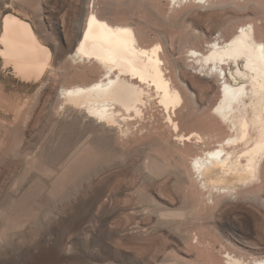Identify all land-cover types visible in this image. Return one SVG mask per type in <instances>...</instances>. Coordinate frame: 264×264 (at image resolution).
<instances>
[{"label":"rangeland","instance_id":"374dc122","mask_svg":"<svg viewBox=\"0 0 264 264\" xmlns=\"http://www.w3.org/2000/svg\"><path fill=\"white\" fill-rule=\"evenodd\" d=\"M256 2L210 0L199 5L187 0L173 7L169 0H0V33L3 18L11 14L37 26L54 63L42 89L35 82L5 81L0 67V98L17 107L26 101L31 113L29 125L15 128L12 113L3 114L0 102V121L12 127L8 130L0 125V264H181L198 260L185 243L184 231L197 226L195 211L201 207V198L199 194L198 201L187 197L194 187L190 173L184 172L177 157L169 156L173 144L146 137L112 151L113 144L107 143L112 133L52 126L53 106L58 104L61 86L76 73L67 65L69 54L93 10L112 24L134 28L145 46L163 45L166 66L185 97L187 111L177 113L176 121L186 132L201 126L206 134L227 136V127L213 112L220 100V83L197 73V66L186 56L191 46L207 54V44L218 32L225 31L229 39L236 27L249 22L255 23L258 36L264 38V8ZM62 72H67L64 82ZM87 72V77L96 79V68ZM152 116L155 119L150 120ZM146 121L159 132L166 131L157 115L150 114ZM208 123L216 132L212 127L209 130ZM87 141L102 147L105 158L96 163L95 170L66 182L58 193L51 192L54 173ZM189 146V150L194 147L190 152L199 154L215 144L201 149ZM164 156L170 157L169 166L162 164ZM105 166L112 171L103 173ZM35 185L44 186L36 195ZM26 196L32 197L24 202V213L16 214L14 203ZM115 199L119 201L116 208L112 207ZM263 215L248 201L222 200L216 209L208 210L210 219L203 217V228L217 237L214 255H219L220 244H227L251 258L264 257Z\"/></svg>","mask_w":264,"mask_h":264},{"label":"bare ground","instance_id":"6f19581e","mask_svg":"<svg viewBox=\"0 0 264 264\" xmlns=\"http://www.w3.org/2000/svg\"><path fill=\"white\" fill-rule=\"evenodd\" d=\"M169 1L176 7L187 0ZM209 1L194 0L199 5ZM256 4L264 8L263 0H257ZM99 14L93 10L87 14L81 38L69 54L70 64L66 61L76 73L74 71L71 78L67 75L69 79L65 78L67 72L61 73L64 77L56 73L62 77V82L66 79L71 85L66 86L64 82L59 90L58 104L53 106L55 114L51 116L52 126L61 130L82 126L93 130L94 134L112 133L107 142L113 144L112 151L143 142L146 137L149 141L163 138L167 145L173 144L168 150L169 156L177 157L184 172L190 173L187 176L194 187L187 192V197L198 201L199 194L201 198L198 201L201 207L195 211L197 226L184 229L185 243L198 260L180 263L264 264V257L251 258L229 249L227 244H220L219 255H214L217 237L203 228V217L208 219V210L216 209L222 200L248 201L264 213V38L258 36L255 23L232 27L229 32L234 29L235 33L229 39L225 31L218 32L207 44V54L191 46L189 56L185 55L191 58V65L197 66V73L220 83V100L213 112L219 123L228 129V135L221 137L219 131L213 135L209 132L210 123L209 130L206 128L209 134H206L207 131L199 129L201 126L186 132L176 121L177 113L185 111V97L166 66L163 45L147 47L134 28L112 24ZM23 20L12 14L2 20L0 67L3 78L35 82L42 89L47 73L53 72V54L43 43L37 26ZM93 68L98 71L96 79L85 75ZM178 78L179 82H184L180 76ZM0 102L3 114L12 113L13 127L29 125L31 113L26 101L20 107L1 98ZM150 114L162 119L161 126L166 131L159 132L148 124L146 117ZM0 125L12 129L4 121H0ZM191 144L201 146L200 149L210 144L215 146L193 154L190 151L194 147L189 150ZM97 147L88 141L81 144L78 153L54 173L50 191L58 193L66 182L93 171L96 163L106 156L102 147ZM170 157L162 158L164 166L170 165ZM111 171L109 166L103 168V173ZM41 189L43 185H35L34 194ZM31 197H22L14 203L16 214L24 213V202ZM112 203L116 208L119 201L115 199Z\"/></svg>","mask_w":264,"mask_h":264}]
</instances>
